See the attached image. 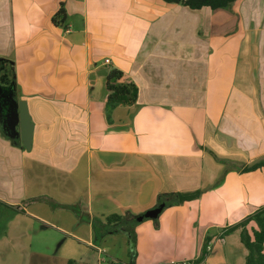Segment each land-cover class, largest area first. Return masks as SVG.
Segmentation results:
<instances>
[{"label": "crops", "instance_id": "crops-1", "mask_svg": "<svg viewBox=\"0 0 264 264\" xmlns=\"http://www.w3.org/2000/svg\"><path fill=\"white\" fill-rule=\"evenodd\" d=\"M113 69L134 105L108 107ZM1 77L33 140L0 124V264H125L129 230L130 264H246L240 230L219 240L264 207V167L243 172L264 163V0H0ZM198 191L131 228L160 196Z\"/></svg>", "mask_w": 264, "mask_h": 264}, {"label": "trees", "instance_id": "trees-1", "mask_svg": "<svg viewBox=\"0 0 264 264\" xmlns=\"http://www.w3.org/2000/svg\"><path fill=\"white\" fill-rule=\"evenodd\" d=\"M167 4H179L185 7H188L192 10H201L203 8H209L212 11H217L221 9H226L232 6L237 0H163ZM58 17H60L61 21H65V16L63 15V10H60ZM124 74L116 69L110 71L107 77V89L109 91V96L107 100V105L110 109H113L120 105L132 106L136 103L138 98V87L132 82H121ZM264 167V163H257L250 167H246L243 169V172L255 171ZM224 173L220 176L218 181L216 182V186L223 182L225 178ZM203 191H198L190 194H169L167 196H160L158 200V205L165 204V209L182 205L186 202H190L200 198ZM53 204V203H51ZM6 204L0 202V207H4ZM74 211L77 214H81L78 206L74 207ZM131 219V228L133 229L135 225H137L136 217H132ZM125 220L124 217H120L117 215H113L107 218L108 222H123ZM130 221V220H129ZM251 223L255 224V227L250 226ZM240 230L241 231V241L245 248L248 251V255L246 258V264H264V207L257 210L250 216H248L244 221L231 226L224 230L222 236L228 235L233 231ZM129 245L131 247L132 255H135V247H136V234L134 230H129ZM209 240L206 241V250L207 244ZM205 257V256H203Z\"/></svg>", "mask_w": 264, "mask_h": 264}, {"label": "water", "instance_id": "water-1", "mask_svg": "<svg viewBox=\"0 0 264 264\" xmlns=\"http://www.w3.org/2000/svg\"><path fill=\"white\" fill-rule=\"evenodd\" d=\"M10 100L12 102L10 107L12 119L9 121L8 126L3 124V131L11 138L20 137L24 148L30 151L33 140V123L28 110V104L26 101L17 102L14 98L13 90L10 93ZM164 209L165 204H161L139 216L136 221L142 222L145 219H157Z\"/></svg>", "mask_w": 264, "mask_h": 264}, {"label": "flooded vegetation", "instance_id": "flooded-vegetation-1", "mask_svg": "<svg viewBox=\"0 0 264 264\" xmlns=\"http://www.w3.org/2000/svg\"><path fill=\"white\" fill-rule=\"evenodd\" d=\"M0 79L2 80L3 78L1 77ZM2 82L0 83V124L8 126L9 121L12 119L10 93L13 88L11 82L4 79ZM9 132L11 131L9 130Z\"/></svg>", "mask_w": 264, "mask_h": 264}, {"label": "rangeland", "instance_id": "rangeland-1", "mask_svg": "<svg viewBox=\"0 0 264 264\" xmlns=\"http://www.w3.org/2000/svg\"><path fill=\"white\" fill-rule=\"evenodd\" d=\"M2 80H3V79H2ZM2 80L0 79V83L2 82ZM2 83H3V82H2ZM252 226L255 227V224H254V223H251L250 226H249L248 228H250V227H252ZM230 235H231V234H228L227 236L223 237V240H224V242L222 243L223 245H225L226 242H227L226 237H228V236H230ZM107 246H108V247H111L112 249H116V252H117L118 254L123 255V254H122V250H123L124 247L122 248L121 244H113V243H110V242H109V243H107ZM128 247H129V249H128L127 253H129L130 258L127 257L126 259H122V261H124L125 264H130L131 257H133L130 245H128ZM134 252L136 253V247H135ZM113 256H114V255H113ZM117 257H121V256H117ZM235 261H237L236 258H235Z\"/></svg>", "mask_w": 264, "mask_h": 264}, {"label": "built area", "instance_id": "built-area-1", "mask_svg": "<svg viewBox=\"0 0 264 264\" xmlns=\"http://www.w3.org/2000/svg\"><path fill=\"white\" fill-rule=\"evenodd\" d=\"M106 63H109V61L107 60ZM223 242H224L223 239H220L219 240V243L222 244ZM212 250H213V244L210 243L207 246V252H211ZM98 264H123V263H121V262H115V261L107 262L105 259H102V260H100V262ZM174 264H202V261L201 260L181 261V262L174 263Z\"/></svg>", "mask_w": 264, "mask_h": 264}]
</instances>
